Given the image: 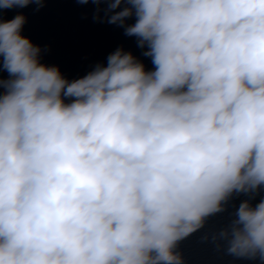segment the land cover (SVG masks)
Segmentation results:
<instances>
[{"label":"clouds","instance_id":"1","mask_svg":"<svg viewBox=\"0 0 264 264\" xmlns=\"http://www.w3.org/2000/svg\"><path fill=\"white\" fill-rule=\"evenodd\" d=\"M78 2L154 70L118 48L69 81L0 21V264H185L241 195L201 240L264 264V0Z\"/></svg>","mask_w":264,"mask_h":264}]
</instances>
